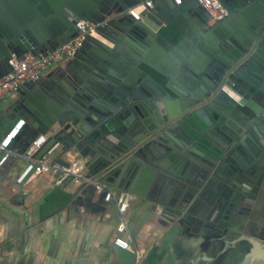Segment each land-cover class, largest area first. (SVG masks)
I'll return each instance as SVG.
<instances>
[{
    "label": "water",
    "instance_id": "1",
    "mask_svg": "<svg viewBox=\"0 0 264 264\" xmlns=\"http://www.w3.org/2000/svg\"><path fill=\"white\" fill-rule=\"evenodd\" d=\"M146 1L0 0V78L14 55H47L77 36L79 23L100 24L114 44L89 37L72 64L49 75L54 110L19 90L32 104L21 97L13 106V126L26 122L13 146L23 154L47 135L35 160L69 165L73 156L87 176L160 203L179 230L239 231L248 219L239 210L251 209L264 190V141L251 129V137L242 135V125L256 117L251 97L264 95V51L238 61L245 41L222 46L220 39L264 19V0H220L228 16L214 23L195 0H151L139 21L126 14ZM131 40L147 54L134 52ZM92 43L98 50L90 53ZM79 61L81 70L73 66ZM212 98L232 113L207 110ZM248 144L258 148L252 156ZM232 214L240 218L230 222Z\"/></svg>",
    "mask_w": 264,
    "mask_h": 264
},
{
    "label": "crops",
    "instance_id": "2",
    "mask_svg": "<svg viewBox=\"0 0 264 264\" xmlns=\"http://www.w3.org/2000/svg\"><path fill=\"white\" fill-rule=\"evenodd\" d=\"M97 39L114 46L103 35ZM129 46L137 53L148 52L138 40H131ZM97 50L92 43L88 52ZM72 62L65 60L48 69L38 85H23L21 90L36 94L43 108L56 109L49 75ZM79 63L73 65L77 70H81ZM121 68L129 70L126 65ZM21 97L32 104L20 92L0 100V141L13 126V106ZM25 126L26 122L22 131ZM13 148L19 156L0 171V264H264V190L251 209L239 210L238 214L248 216L241 219L239 231L232 226L228 230L200 231L188 226L179 230L163 216L160 203L134 197L124 238L141 252L136 263L131 251L114 243L120 215L113 203L93 187L59 185L58 173L53 171L18 184L17 176L28 160L19 145ZM104 148L100 147L101 152ZM67 159L72 161L73 156ZM261 175L264 178V167ZM239 218L232 214L230 222Z\"/></svg>",
    "mask_w": 264,
    "mask_h": 264
},
{
    "label": "built area",
    "instance_id": "3",
    "mask_svg": "<svg viewBox=\"0 0 264 264\" xmlns=\"http://www.w3.org/2000/svg\"><path fill=\"white\" fill-rule=\"evenodd\" d=\"M198 5L203 7L210 15L209 21L212 23L221 21L228 16V10L220 0H195ZM183 0H174L176 5H182ZM146 7H153L151 0L145 3L137 4L126 11V14L134 20L139 21L142 18V12ZM100 25V24H99ZM99 25L79 23V32L70 41L63 44L47 55H34L27 53L22 58L15 55L10 60L11 71L0 78V100L19 92L26 83H37L41 80L44 73L60 64L65 60L73 59L82 49L89 37L100 38L101 33L98 30ZM25 124L21 120L13 126L1 139L0 151V171L9 163L12 158L19 156L13 148L16 137L20 134ZM47 141V135L39 136L22 154L28 161L17 176V183L24 184L31 177L39 176L53 171L58 173L56 182L59 185L73 183L78 188L93 187L96 193L103 196L104 200L113 203L120 215V223L117 227L118 236L115 238V245L121 249L131 251L136 257V263L139 262L141 252L135 248L124 234L128 231L127 213L131 207L134 195L124 191L116 190L104 183H101L97 177L87 176V170L84 169L82 161H71L69 165L54 161L48 157L42 160H35L33 156Z\"/></svg>",
    "mask_w": 264,
    "mask_h": 264
},
{
    "label": "flooded vegetation",
    "instance_id": "4",
    "mask_svg": "<svg viewBox=\"0 0 264 264\" xmlns=\"http://www.w3.org/2000/svg\"><path fill=\"white\" fill-rule=\"evenodd\" d=\"M258 0H254V2H257ZM252 3V1H248ZM240 6L241 4L238 3ZM255 21L257 23L255 24ZM243 39L245 41L244 43V51L241 52L240 60L243 58H246L249 60L251 57H253L254 53H256L258 50L264 51V19H253L250 21L249 25H247V31L245 29H237L235 32H230L228 35H225L223 39H220L221 45H228L232 43L231 39L239 40ZM246 59V60H247ZM263 74L262 78H258L261 81V85L258 86L259 89H264V70L261 71ZM235 93L238 95L239 90L236 89ZM251 98L253 99V109L256 113V117L252 118L249 120L248 124L242 125V135L246 137H251L249 133V129H251V132L254 133L255 135L259 136L263 141H264V95L259 96L257 93L255 94V97L252 96ZM251 100V99H250ZM252 102V101H251ZM206 108L207 110H213L215 109H221L222 111H226L228 113H232L233 109L230 104L226 103H219L212 98L208 102H206ZM241 133V132H240ZM239 133V135H240ZM232 140L235 139V137L232 135ZM228 146L229 141L227 142ZM227 146V147H228ZM227 147L223 148L221 147V151L224 152L227 150ZM256 147V146H255ZM247 152L250 154V156L254 155L258 148L254 149L252 144H248L247 147ZM264 155V152H262ZM232 162H234L232 160ZM242 209H245L242 207Z\"/></svg>",
    "mask_w": 264,
    "mask_h": 264
}]
</instances>
